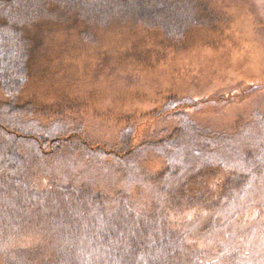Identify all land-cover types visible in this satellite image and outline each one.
<instances>
[{
	"label": "rangeland",
	"instance_id": "rangeland-1",
	"mask_svg": "<svg viewBox=\"0 0 264 264\" xmlns=\"http://www.w3.org/2000/svg\"><path fill=\"white\" fill-rule=\"evenodd\" d=\"M132 1L0 0V50L9 48L7 58L0 55V65L7 62L11 70L19 48H27L22 58L28 68L26 95L48 105L63 94L78 98L82 105L66 115L81 117L82 139L100 145L107 154L121 152L131 134L134 155L143 160L140 177L169 169L178 159L187 162L189 169L196 149L205 152L203 144L211 143L210 158L237 162L220 145L245 144L247 150L255 147L254 154L264 163V0H137L144 3L146 20L136 16L137 8H131L132 16L125 14ZM166 2L186 19L180 18L184 26L165 28ZM188 6L189 17L183 13ZM175 18L169 19L173 25ZM11 38L16 53L10 50ZM0 73L2 79L11 78L7 71ZM5 98L0 95V105ZM176 100L179 108L168 114ZM193 127L206 132L207 138L194 136L190 141L187 137L174 144V133L187 129L192 137ZM214 162L213 167L218 164ZM238 168L247 174L242 164ZM78 169L65 166L58 171L70 177L82 165ZM83 171L101 187L108 188L111 182L119 184L116 188L127 186L131 203L149 207L152 184L141 187L140 178ZM252 172L246 195L217 209L223 219L234 212L239 223L202 236L196 233V225L210 213L198 207L173 214L175 227L183 228L186 252L205 249L209 254L202 250L205 261L218 256L221 264H264V167L257 175ZM251 203L254 206L248 208ZM112 207H105L106 211ZM34 234L11 239L8 233L4 245L10 251L15 245L28 247L38 240ZM0 264H5L2 258Z\"/></svg>",
	"mask_w": 264,
	"mask_h": 264
},
{
	"label": "trees",
	"instance_id": "trees-1",
	"mask_svg": "<svg viewBox=\"0 0 264 264\" xmlns=\"http://www.w3.org/2000/svg\"><path fill=\"white\" fill-rule=\"evenodd\" d=\"M110 1L102 0L104 3ZM129 4L125 14L132 16L135 12L131 8H137L136 16L147 18L144 3L134 0ZM165 4L163 11L166 13L162 14L168 19L165 28L173 30V27L184 26L181 20L184 18L178 17L176 10H171L174 7L169 2ZM189 7L183 12L187 17L191 15ZM160 16L156 14L161 21ZM173 17H176L175 26L169 20ZM13 42L11 38L10 50L16 53L18 50ZM1 49L0 55L6 57L9 48ZM26 50L19 48L11 70H8L7 62L0 65V70L5 73L11 71V78H0V95L6 97L0 105V258L5 264H221L223 261L220 262L218 256L205 261V254L201 253L204 250L208 256L205 249L194 248L186 252L183 228L175 227L173 214L198 207L210 213L206 221L196 225V233L202 236L213 229L228 228L225 226L234 225V221L239 223L234 212L223 219L217 214V209L234 197L243 198L253 175L250 171H257V175L264 167L260 155L253 152L255 147L248 151L245 144L239 147L221 143L220 148L231 153L225 152L226 156L238 159L237 162H222L208 156L213 143L203 144L205 152L199 147L196 149V157L192 158L189 169L187 162L178 159L179 162L170 164L169 169L140 177L143 160L134 155L135 148L130 146L131 134L126 139L128 144H124L126 148L107 154L100 145L82 139L79 131L83 121L81 117L74 113L66 116L75 106L82 105L78 98L63 94L55 103L48 105L26 95L28 83L24 82V74L28 68L24 60L22 62ZM174 106L168 114L179 108L180 102L176 100ZM73 112L76 113L75 110ZM82 112L88 116V112L83 109ZM143 113L135 112L134 115ZM263 126L261 124V128ZM193 129L192 137L187 129L174 133L173 138L177 141L174 144L179 145L182 143L179 139L183 138H190V141L194 136L207 138L206 132L204 135L196 127ZM214 161H218L215 167L212 166ZM241 164L247 174L238 168ZM80 165L82 169L70 177H63V172L58 171L65 166H73L78 171ZM83 168L96 173L95 176L98 172L100 176L109 173L114 177L140 178L138 186L141 187L152 184L150 189L153 191L147 198L149 207H138L133 204L135 201L131 203L127 186L116 188L119 184L112 182L108 188H97V182L87 179ZM212 179L216 180L213 182ZM111 205L114 207L106 211L105 207ZM252 206L251 203L248 208ZM156 227L160 230L154 235ZM7 232L11 239L37 236L36 233L39 236L34 244H39L26 245L28 247L15 245L11 246V251L7 250L4 245ZM44 249L48 250L47 254H44Z\"/></svg>",
	"mask_w": 264,
	"mask_h": 264
},
{
	"label": "bare ground",
	"instance_id": "bare-ground-1",
	"mask_svg": "<svg viewBox=\"0 0 264 264\" xmlns=\"http://www.w3.org/2000/svg\"><path fill=\"white\" fill-rule=\"evenodd\" d=\"M67 115H68V114H67ZM67 115H66V116H67ZM56 119L58 120V118H56ZM57 122H58V121H57ZM109 181H110V180H109ZM114 181H115V179H114ZM102 183L105 184L106 182H102ZM111 183H112V182H111ZM95 185H96L97 188H100L101 186H103V185H101V182H100V183L97 182Z\"/></svg>",
	"mask_w": 264,
	"mask_h": 264
}]
</instances>
